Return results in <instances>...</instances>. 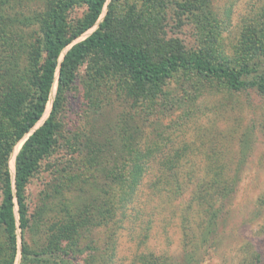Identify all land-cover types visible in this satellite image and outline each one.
I'll list each match as a JSON object with an SVG mask.
<instances>
[{
  "label": "rangeland",
  "instance_id": "obj_1",
  "mask_svg": "<svg viewBox=\"0 0 264 264\" xmlns=\"http://www.w3.org/2000/svg\"><path fill=\"white\" fill-rule=\"evenodd\" d=\"M44 1L0 0V25L17 35L11 40L39 37L32 16ZM109 2L75 42L98 28ZM115 8L116 17H140L139 30L158 41H176L211 64L247 66L245 84L233 91L185 71L138 101L129 76L89 55L54 115V145L27 184L29 226L24 236L17 227L14 264H21L23 237L42 259L32 264H45L64 247L62 222L77 227L66 264H264V90L256 83L264 76V0H120ZM86 12L85 4L69 8V22L76 26ZM56 90L36 127L50 116ZM149 146L177 153L180 173H213L220 160L236 178L233 192L208 214L189 194H160L158 161L141 184L129 185L132 151ZM8 257L0 227V264Z\"/></svg>",
  "mask_w": 264,
  "mask_h": 264
},
{
  "label": "trees",
  "instance_id": "obj_2",
  "mask_svg": "<svg viewBox=\"0 0 264 264\" xmlns=\"http://www.w3.org/2000/svg\"><path fill=\"white\" fill-rule=\"evenodd\" d=\"M107 1L45 0L43 11L32 16L38 25L39 37L31 42L11 40L15 31L5 30L0 25V227L4 231L9 256L6 264L15 263L17 227L24 236L29 226L26 187L54 145V115L60 108L63 93L74 83L78 67L89 55L99 56L110 69L119 68L129 76L131 85L128 91L138 101L161 94L162 87L170 79L185 71L225 82L233 91H238L245 84L242 78L249 73L247 66L236 69L229 65L211 64L198 54H189L176 41L165 43L141 32L137 27L141 24L138 16H114L120 0H110L98 28L85 39L75 42L97 24ZM79 4H85L87 12L75 26L68 20V11ZM57 72V90L50 116L32 132L46 111ZM256 83L259 89L264 90V76H259ZM29 133L31 135L15 157L13 176L9 169L10 156ZM132 152V166L125 173L129 175V185L141 184L149 173V166L158 161L159 179L163 182L160 194L178 198L189 194L193 205L205 206L207 209L204 211L208 214L215 203L235 188L236 178L228 175L220 160H217L218 169L213 173H201L195 168L190 173H180L176 170L182 167L177 153L158 155V150L152 146L145 150L136 147ZM184 179L194 185L190 188L187 182L181 184ZM75 229L73 222L61 223L57 237L64 241V247L58 249L60 244L57 245L45 264H66L70 260ZM37 257L38 254L29 248L23 237L21 264L40 262L42 259Z\"/></svg>",
  "mask_w": 264,
  "mask_h": 264
},
{
  "label": "bare ground",
  "instance_id": "obj_3",
  "mask_svg": "<svg viewBox=\"0 0 264 264\" xmlns=\"http://www.w3.org/2000/svg\"><path fill=\"white\" fill-rule=\"evenodd\" d=\"M55 82H56V79H55ZM55 82L53 83V87L51 89V93H53L54 90H55V84H56ZM19 148H20V145H18V146H16L14 148V150H13L11 156H10V159H9V169H10V171H12V173L14 171V161H15V157H16L18 151H19Z\"/></svg>",
  "mask_w": 264,
  "mask_h": 264
},
{
  "label": "water",
  "instance_id": "obj_4",
  "mask_svg": "<svg viewBox=\"0 0 264 264\" xmlns=\"http://www.w3.org/2000/svg\"><path fill=\"white\" fill-rule=\"evenodd\" d=\"M96 25H97V24H96ZM57 78H58V72H57V74H56V81H57ZM41 120H42V119H41ZM41 120H40V121H41ZM40 121H39V122H40ZM43 123H44V122H43ZM43 123H42V124H43ZM36 126H37V125H36ZM36 126H35V128L32 130V132H34L36 129L39 128V127H36ZM41 126H42V125H41ZM32 132H31V133H32ZM31 133H29L28 136H30ZM28 136L22 140V143H21V144H23V143L25 142V140L28 138ZM14 163H15V161H14ZM14 172H15V167H14L13 174H12L11 172H10V173L14 176Z\"/></svg>",
  "mask_w": 264,
  "mask_h": 264
}]
</instances>
